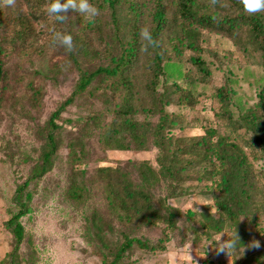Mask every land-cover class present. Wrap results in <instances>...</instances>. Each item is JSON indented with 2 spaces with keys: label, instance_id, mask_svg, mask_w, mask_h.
Returning <instances> with one entry per match:
<instances>
[{
  "label": "trees",
  "instance_id": "trees-1",
  "mask_svg": "<svg viewBox=\"0 0 264 264\" xmlns=\"http://www.w3.org/2000/svg\"><path fill=\"white\" fill-rule=\"evenodd\" d=\"M46 2L50 0H17L14 8L0 7V107L10 99L19 102L16 88L26 79L28 103L35 109L41 107L43 92L33 80L39 73L27 71L22 62L33 52L48 48L78 72L71 94L35 131L42 142L40 160L13 196L17 211L7 221L13 236L5 258L9 264L18 262L25 236L20 219L32 198L28 186L53 168L60 149L62 113L78 100L97 98L101 90L108 111L89 108L82 120L87 133L69 142L72 168L68 196L77 202L88 196L84 182L86 140L95 130L101 131L99 141L104 148L148 150L155 145L159 150L158 169L148 160H134L127 166L98 165L89 178L102 186L106 201L104 210L94 209L88 218L102 264H131L126 258L135 247L164 249L181 214L168 199L194 192L195 182L198 193L212 194L214 211H188L193 237L212 240L228 231V239L236 233L240 238L235 254L250 247L252 231L247 226L260 229L258 214L264 215V185L252 162L264 164V88L258 91L255 104L236 113L229 83L217 87V118L228 134L221 135L218 128L209 125L196 136H175L173 131L186 126L182 111L198 104V94L174 81L175 99L171 100L161 88L168 61L190 64L193 79L189 84H209L216 61L203 56V31L230 39L239 51L254 50L264 71V12L247 14L239 0H227L228 8L213 7L210 0H90L101 12L94 24L71 11L68 16L75 18L74 31L67 22L55 24L73 36L75 51L67 54L62 47L49 46L53 21L43 11ZM213 16L219 17V22H213ZM108 18L113 24L110 30ZM143 26L150 27L159 41V47L148 54L140 51ZM13 55L17 64L8 66L6 60ZM107 113L110 119L104 122ZM162 177L167 180L168 194L157 197L154 191ZM158 225H163L161 238L151 245L140 233ZM110 235L119 236L114 245Z\"/></svg>",
  "mask_w": 264,
  "mask_h": 264
},
{
  "label": "rangeland",
  "instance_id": "rangeland-1",
  "mask_svg": "<svg viewBox=\"0 0 264 264\" xmlns=\"http://www.w3.org/2000/svg\"><path fill=\"white\" fill-rule=\"evenodd\" d=\"M67 25L71 31L76 29L73 15L68 19ZM112 26L108 18V29ZM202 36L203 56L216 61L209 84H189V80L193 79V72L190 64L185 61L165 63L166 76L161 90L166 91L171 100L175 99L171 84L176 81L182 86L191 87L199 97L195 107L182 111L188 123L184 128L175 129V136L201 135L209 125L218 128L221 135H227V129L217 118L220 104L216 98V88L229 83L234 91L236 113L255 104L258 91L264 88V71L257 52L239 51L230 39L207 31H203ZM214 54L217 58H213ZM9 58L6 60L7 65H15V55ZM22 62L27 71L39 73L33 80L35 86L43 92V99L39 109L28 103L26 84L29 80L26 79L16 88L19 102L15 103L10 99L6 106L0 107V262L5 264L10 263L5 258L13 245V236L7 226V221L17 211L13 196L18 186L28 179L32 167L40 160L42 142L35 131L71 94L78 79L75 69L66 67V70H62V66L68 65L66 60L61 55H53L48 48L23 57ZM102 93L103 90L99 91L97 98L78 100L62 113V143L54 166L37 182L33 181L28 186L32 198L29 210L20 219L25 236L16 264H102L88 218L94 209L104 210L106 201L102 186L91 183L89 178L98 165L127 166L134 160H148L158 169L159 150L155 145H151L148 150L104 148L99 141L101 131L95 130L86 140L88 154L84 163V182L89 191L88 196L81 202L68 196L72 168L69 142L75 136L87 133L82 120L89 108L108 111ZM168 108L173 110L174 106L170 105ZM109 119L110 115L107 113L104 122ZM252 162L260 183L264 185V164L253 159ZM127 169L132 171L130 167ZM132 175L136 177V172L132 171ZM166 181L162 177L160 186L155 189L157 197L168 194ZM196 185L195 182L194 192L168 199V204L176 207L181 214L177 218L175 230L170 233V239L164 243L165 248L158 246L156 250L147 251L135 247L126 261H132L131 264H187L190 252L197 264L264 263V215L261 213L258 214L260 229L247 226L252 231L250 247L243 248L237 254L227 256L216 252V237L222 235V240H227L228 231L215 235L212 240L193 237L188 211H214L212 194L198 193L199 187ZM214 193L217 191L214 190ZM162 228L163 225L146 227L140 235L147 238L151 245H155L161 238ZM118 238V235H110L111 243L114 245ZM256 242H259L258 248L252 246Z\"/></svg>",
  "mask_w": 264,
  "mask_h": 264
},
{
  "label": "clouds",
  "instance_id": "clouds-1",
  "mask_svg": "<svg viewBox=\"0 0 264 264\" xmlns=\"http://www.w3.org/2000/svg\"><path fill=\"white\" fill-rule=\"evenodd\" d=\"M17 0H0V7L14 8ZM242 4L245 13L253 15L256 13L264 12V0H239ZM210 4L220 8L230 7L227 0H210ZM43 11L46 16L53 21V27L49 28V46L53 49L62 47L65 53L71 54L75 51V43L73 36L63 29H57L55 24H65L68 19V13L75 12L83 17V19L90 24H94L97 18L101 15L100 9L90 3V0H50L43 5ZM213 22H219V17L213 16ZM140 35V51L144 54H148L150 49L159 47V41L154 37L150 27L143 26L139 32ZM67 66H62V70H66ZM222 235L216 237V252L217 254L232 255L236 250V245L240 238L237 233L231 239L222 240ZM252 246L259 247V242L254 243ZM187 264H197V261L193 259L191 253L187 255Z\"/></svg>",
  "mask_w": 264,
  "mask_h": 264
}]
</instances>
